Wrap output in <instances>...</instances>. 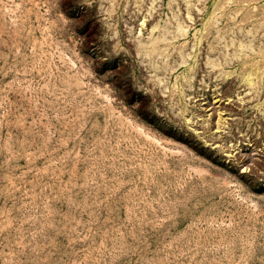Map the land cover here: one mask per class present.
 Here are the masks:
<instances>
[{"label":"rangeland","instance_id":"obj_1","mask_svg":"<svg viewBox=\"0 0 264 264\" xmlns=\"http://www.w3.org/2000/svg\"><path fill=\"white\" fill-rule=\"evenodd\" d=\"M0 264H264V0H0Z\"/></svg>","mask_w":264,"mask_h":264},{"label":"bare ground","instance_id":"obj_2","mask_svg":"<svg viewBox=\"0 0 264 264\" xmlns=\"http://www.w3.org/2000/svg\"><path fill=\"white\" fill-rule=\"evenodd\" d=\"M220 99H221V98H220ZM219 101H220V100H219ZM221 101H222V100H221ZM221 101H220V102H221ZM224 101H225V100H224ZM212 107H213V106H212ZM209 109H210V108H209ZM212 109H213V108H212Z\"/></svg>","mask_w":264,"mask_h":264}]
</instances>
